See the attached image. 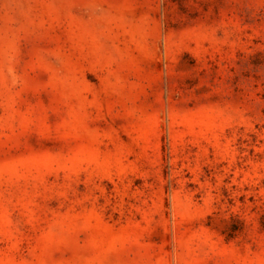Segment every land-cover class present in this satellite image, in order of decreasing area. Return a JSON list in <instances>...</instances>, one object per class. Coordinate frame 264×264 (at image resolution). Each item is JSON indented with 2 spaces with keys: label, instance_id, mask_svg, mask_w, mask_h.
Returning <instances> with one entry per match:
<instances>
[{
  "label": "rangeland",
  "instance_id": "374dc122",
  "mask_svg": "<svg viewBox=\"0 0 264 264\" xmlns=\"http://www.w3.org/2000/svg\"><path fill=\"white\" fill-rule=\"evenodd\" d=\"M0 264H264V0H0Z\"/></svg>",
  "mask_w": 264,
  "mask_h": 264
}]
</instances>
